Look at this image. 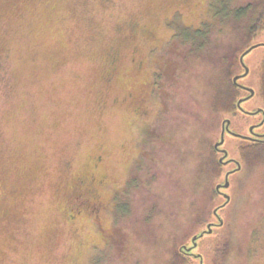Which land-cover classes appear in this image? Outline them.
I'll return each mask as SVG.
<instances>
[{"label":"rangeland","instance_id":"rangeland-1","mask_svg":"<svg viewBox=\"0 0 264 264\" xmlns=\"http://www.w3.org/2000/svg\"><path fill=\"white\" fill-rule=\"evenodd\" d=\"M257 1L0 0V264H174L209 207L201 134L253 19L234 13ZM200 31L195 50L175 38ZM258 161L232 176L226 245L201 240L215 264H264Z\"/></svg>","mask_w":264,"mask_h":264},{"label":"flooded vegetation","instance_id":"flooded-vegetation-1","mask_svg":"<svg viewBox=\"0 0 264 264\" xmlns=\"http://www.w3.org/2000/svg\"><path fill=\"white\" fill-rule=\"evenodd\" d=\"M253 45L258 46L248 52L242 62V54ZM258 47H264V41L251 44L240 54L238 63L234 67L239 72L236 71V74L232 77L233 83L237 88L235 101H233L231 107L226 106L220 113L217 111L216 113L219 116L222 113V119L219 121L216 119L215 121L213 117L211 121L213 124L208 126L207 130L201 134V141L205 143L204 147L209 146V150L208 147H203V159L208 164V173L206 175L210 179L209 181L205 180L209 184V196L207 199L209 207L199 221L200 228L198 232L194 233L190 240L179 248L183 257L192 258L197 264H215V260L214 262H212L213 259L209 261L207 259L208 256L206 257V254L201 251L203 248L201 247V240L205 237L218 235L219 239H221L220 242H223L224 245L227 243V240H222L223 238L226 239V237L221 233V230L225 229L228 223L224 209L233 200L231 193L233 188L232 176L246 169L248 163L251 162L252 156L264 155V92L262 93L261 91V84L264 78V56L258 59L259 62L256 68H260L262 72L257 77L253 71L254 69H251L245 59L247 55ZM246 68L249 69L247 74ZM235 77H238L236 82L234 81ZM159 102L163 106L165 102L163 96L159 97ZM164 118L165 112L161 110L158 120L151 125L150 129L147 127L145 145L147 151L145 159L146 170L149 164V168L152 169L154 160L161 161L164 158L163 150L165 147L161 151L159 147V141L162 142L163 140V133L160 132V129L164 126H161L159 122ZM164 121H169L168 113H166ZM215 160L217 161L216 164H214ZM227 178L229 185L226 187ZM133 180L126 183L127 188L125 191L135 185ZM205 189L207 190V188ZM116 209L119 210V207L116 206ZM82 211L84 212L85 209L83 208L81 213ZM86 214L89 215L88 213ZM194 237H197L196 241H193ZM195 244L196 246H194ZM209 249L210 252L211 250L214 251V247L209 246Z\"/></svg>","mask_w":264,"mask_h":264},{"label":"trees","instance_id":"trees-1","mask_svg":"<svg viewBox=\"0 0 264 264\" xmlns=\"http://www.w3.org/2000/svg\"><path fill=\"white\" fill-rule=\"evenodd\" d=\"M229 4H225L224 10L226 8H228ZM220 11L217 13V15L221 16V18L223 20H228L226 19L229 16L230 11L224 12ZM236 13L235 16L236 17H242L245 14H252L253 15V19L252 22L250 24V26L247 28V36L245 39V42L242 43L240 45V47L237 49L236 51V55H234L232 58L228 59V62H233L230 63L231 65L227 66L228 68V79L226 82V87L224 89H222L217 97V106L218 109H222L225 108L226 106L231 107L233 101H235V96L237 94V88L235 87V84L232 81V75H233V69L236 66L235 64L238 63V55H240V53L242 51H244L247 47H249L257 38L256 36L259 34V32L264 31V0H258L257 3H255V5H249L247 6L245 9H236L235 10ZM226 17V18H225ZM188 28V27H186ZM200 35H193L192 33L187 34L185 37H183L179 32L176 33L175 38H177L178 42H180V44L184 47L186 44H188L190 41L191 43V47L193 48V50L196 49L197 46L196 42L199 36L206 34L203 32H199ZM261 91L262 93L264 92V78H263V83L261 84ZM146 138H147V134H146ZM144 143H146V139L144 141ZM256 155V154H255ZM253 160L254 159H259L258 163H261L264 159V155H256V157L252 156ZM217 161L215 160L216 164ZM100 255L98 256H94L93 258V262L92 264H100L103 261V256L101 253H99ZM224 254V253H223ZM227 254V253H225ZM188 259L183 257L182 254L179 251L175 252V257H174V264H188Z\"/></svg>","mask_w":264,"mask_h":264},{"label":"water","instance_id":"water-1","mask_svg":"<svg viewBox=\"0 0 264 264\" xmlns=\"http://www.w3.org/2000/svg\"><path fill=\"white\" fill-rule=\"evenodd\" d=\"M256 46H258V45H253V46H251L249 49H247L246 51H244V53L242 54V56H241V61L243 62V58H244V56L248 53V52H250L254 47H256ZM249 72V69L248 68H246V74ZM237 79H238V77H235L234 78V81L236 82L237 81ZM229 184H228V178H227V183H226V187L228 186ZM196 239H197V237H194V239H193V241H196ZM194 246H196V244L194 245Z\"/></svg>","mask_w":264,"mask_h":264}]
</instances>
